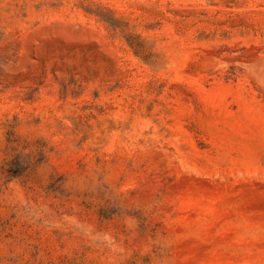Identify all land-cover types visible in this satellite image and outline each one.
Returning <instances> with one entry per match:
<instances>
[{
    "label": "rangeland",
    "instance_id": "rangeland-1",
    "mask_svg": "<svg viewBox=\"0 0 264 264\" xmlns=\"http://www.w3.org/2000/svg\"><path fill=\"white\" fill-rule=\"evenodd\" d=\"M0 264H264V0H0Z\"/></svg>",
    "mask_w": 264,
    "mask_h": 264
}]
</instances>
